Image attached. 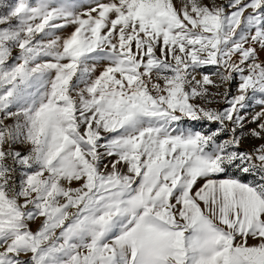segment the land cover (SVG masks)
I'll return each instance as SVG.
<instances>
[{
    "label": "snow or ice",
    "instance_id": "6c2138e0",
    "mask_svg": "<svg viewBox=\"0 0 264 264\" xmlns=\"http://www.w3.org/2000/svg\"><path fill=\"white\" fill-rule=\"evenodd\" d=\"M7 7L0 264H264V0Z\"/></svg>",
    "mask_w": 264,
    "mask_h": 264
},
{
    "label": "rangeland",
    "instance_id": "374dc122",
    "mask_svg": "<svg viewBox=\"0 0 264 264\" xmlns=\"http://www.w3.org/2000/svg\"><path fill=\"white\" fill-rule=\"evenodd\" d=\"M15 2H16V0H3V4L6 6L0 7V15L6 14V12L9 10V8L7 6H10V5L14 4ZM31 2H36V0H31ZM71 2L76 4L80 11H86L90 5H94L95 0H71ZM103 2H108V0H103ZM202 2L204 4H210L211 0H202ZM215 2L217 5H221V4L226 5L228 0H215ZM174 4L177 8H179L180 7V0H174ZM13 23H15V21H13ZM0 27H3V26H0ZM72 31H73V28L68 27L66 29L60 30L58 34L61 36H67ZM16 55H17V51L13 50L12 56L15 57ZM157 55H159V52H157ZM45 59H47V58H45ZM259 59L264 61V51L259 52ZM9 62L11 63V61H9ZM103 67H104V63L102 62L97 67L95 75H99V72L103 69ZM200 71L205 72V73H211V72L215 71V67L209 65V66L202 68ZM197 79H200V77L197 76ZM235 83L236 82L234 81L229 86L231 88L232 94H235V92H236ZM211 90L214 91V89H211ZM210 106L213 108L223 109L227 105H225L223 103H219V104H212ZM260 110H261L260 105L256 104L255 101L250 102L249 108L246 109V114H247L248 120H251L252 115L255 114L256 112H259ZM8 123H12V121H8ZM181 126L187 130L202 131L205 133H210V132L214 131L217 127V125L215 123H209L207 121H187V120L183 121ZM255 127H256V124L246 122L244 130L247 131V130L255 128ZM219 139L220 140H226V139H228V135L223 134ZM259 144H264V140H258V139L252 138L250 136H246L242 141V144L240 146V151H251ZM18 150H20L19 146H18ZM112 159H114V158H112ZM105 162L107 163L108 161L106 160ZM231 174L240 176V178L242 180H245V181H249L252 179V177H250V176L242 175L239 172H235V171L232 172ZM221 178H223V177H221ZM198 183H202V181H199ZM72 186L78 187V185L75 183ZM42 219L43 218H38L34 222H31L29 225L30 228L33 231H36L38 229L39 225L41 224ZM255 243H256V241H254L253 239H251V238L248 239L249 245H252Z\"/></svg>",
    "mask_w": 264,
    "mask_h": 264
}]
</instances>
